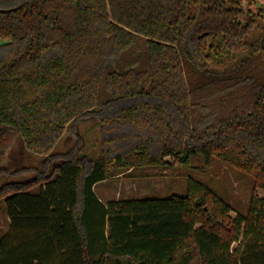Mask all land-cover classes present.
Wrapping results in <instances>:
<instances>
[{
  "label": "trees",
  "instance_id": "obj_1",
  "mask_svg": "<svg viewBox=\"0 0 264 264\" xmlns=\"http://www.w3.org/2000/svg\"><path fill=\"white\" fill-rule=\"evenodd\" d=\"M253 1L0 0V159L18 142L48 154L90 113L101 130L131 128L97 157H43L46 171L0 185V264H264V0ZM199 157L251 179L246 213L195 177L161 198L104 203L93 190L114 169Z\"/></svg>",
  "mask_w": 264,
  "mask_h": 264
},
{
  "label": "rangeland",
  "instance_id": "obj_2",
  "mask_svg": "<svg viewBox=\"0 0 264 264\" xmlns=\"http://www.w3.org/2000/svg\"><path fill=\"white\" fill-rule=\"evenodd\" d=\"M248 1L242 0V4L246 5ZM261 5L260 0H254L250 8L255 10ZM99 119L98 114L90 113L71 121L46 155H34L26 151L21 143H14L6 149L3 158L0 159V166L3 167L2 170L0 169V185L5 181L16 182L30 179L46 171V160H43V157L48 158L49 162L81 155L97 157L103 138L126 136L131 132V128L125 125L116 128L104 126L101 130ZM133 144L125 139L118 144V148L126 149ZM50 154L53 156L50 157ZM114 170L113 175L93 186L94 192L104 203L110 199L183 195L189 177L203 180L217 194L228 200L233 208L231 215L235 212L246 213L252 195L251 179L214 157L207 163L199 157L186 164L174 163L164 167L136 166L131 169L121 167ZM37 191V185L31 189V192ZM256 192L258 196L264 195L262 190L257 189ZM8 229L9 219L0 200V236Z\"/></svg>",
  "mask_w": 264,
  "mask_h": 264
},
{
  "label": "water",
  "instance_id": "obj_3",
  "mask_svg": "<svg viewBox=\"0 0 264 264\" xmlns=\"http://www.w3.org/2000/svg\"><path fill=\"white\" fill-rule=\"evenodd\" d=\"M10 10H11V8H2V7H0V13H5V12H8Z\"/></svg>",
  "mask_w": 264,
  "mask_h": 264
},
{
  "label": "crops",
  "instance_id": "obj_4",
  "mask_svg": "<svg viewBox=\"0 0 264 264\" xmlns=\"http://www.w3.org/2000/svg\"><path fill=\"white\" fill-rule=\"evenodd\" d=\"M98 197V196H97ZM103 202V201H102Z\"/></svg>",
  "mask_w": 264,
  "mask_h": 264
}]
</instances>
